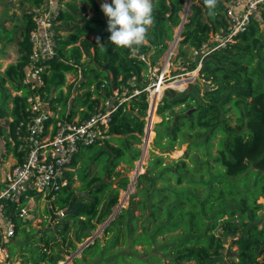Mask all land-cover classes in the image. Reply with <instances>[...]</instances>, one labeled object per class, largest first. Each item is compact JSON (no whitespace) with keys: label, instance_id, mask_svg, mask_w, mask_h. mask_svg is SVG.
<instances>
[{"label":"trees","instance_id":"1","mask_svg":"<svg viewBox=\"0 0 264 264\" xmlns=\"http://www.w3.org/2000/svg\"><path fill=\"white\" fill-rule=\"evenodd\" d=\"M229 1L213 0L210 6L209 0H189L180 45L200 47L225 27ZM41 2L21 0L30 8L19 16L20 25L9 29L3 22L7 40L16 39L17 50L16 60L0 74V118H10L6 144L17 122L29 113L27 96L32 88L24 75L32 50L29 34L35 26L32 8ZM152 4L153 23L147 26L146 43L128 49L108 42L107 17L97 0H64L57 17L56 52L42 62L43 84L35 91L60 116L82 120L114 89L122 95L142 89L148 64L140 55L155 65L174 39L186 8V0H152ZM258 7L259 16L253 14L243 31L203 58L198 76L187 87L162 92L157 106L161 120L153 129V145L161 153L151 151L149 168L138 175L127 207L112 216L120 191L129 183L124 171L141 154L146 91L123 101L112 113L106 136L81 146L74 155L65 173L66 185L47 196L63 194L55 212L67 208L72 196L73 206L78 207L56 222L61 242L56 236L38 240L44 246L19 252L23 264H58L65 260L60 245L76 250L77 243L111 216L104 227L110 234L106 244L100 246L95 238L80 251L91 257L101 253L97 264H264V214L259 213L264 204L258 202L264 197V2ZM0 58H5L3 52ZM194 65L188 60L186 71ZM67 73L77 75L78 89L86 88L83 94L73 95V84L63 90ZM7 85L20 93L11 94ZM183 144L187 145L183 155L164 161L162 153ZM120 164L124 171L117 168ZM75 180L81 185L78 192ZM6 211L15 222L6 245L15 254L17 236L26 245L33 235L24 236L29 221L20 218L13 205H6ZM122 244L128 252L105 254ZM134 245H142V251ZM229 254L230 262L225 259ZM73 260L83 264L84 259L74 256Z\"/></svg>","mask_w":264,"mask_h":264},{"label":"built area","instance_id":"2","mask_svg":"<svg viewBox=\"0 0 264 264\" xmlns=\"http://www.w3.org/2000/svg\"><path fill=\"white\" fill-rule=\"evenodd\" d=\"M63 2L64 0H42L39 6L32 8L35 26L29 34L32 50L24 75V80L32 88L27 96L29 113L17 122L14 136L9 137L10 143L0 148V264H20L12 259L6 245L15 232V222L6 211V205H13L14 212L23 220H27L35 197L48 195L51 190L66 185L65 173L71 169V161L80 147L106 136L112 113L123 101L141 91L149 93L144 126L146 124V128L154 132L153 113L155 114L159 101L158 95L170 87H183L192 82L183 83V77L178 78L179 76H165L164 71H158L157 66L150 65L147 58L140 55L148 64L149 73H153L150 82L142 89L134 90L130 95H122L118 89H114L90 116L82 120H68L60 116L34 88L43 84L42 72L45 65L42 62L53 57L56 52L57 17ZM263 2L264 0H230L226 9L227 25L213 32L200 47H193L191 61L195 65L187 70L184 76L192 74L197 77L203 58L212 49L224 48L232 41L234 35L243 31L251 16L258 10L259 4ZM166 64L169 65L168 59ZM175 81H180L181 84H174ZM141 144L145 145L141 156H145L144 149L149 145L148 140L145 139ZM6 157L10 158V161H5ZM2 164H5L4 168ZM142 169L140 163L130 178L129 190L142 173ZM260 197L264 198L262 195Z\"/></svg>","mask_w":264,"mask_h":264},{"label":"rangeland","instance_id":"3","mask_svg":"<svg viewBox=\"0 0 264 264\" xmlns=\"http://www.w3.org/2000/svg\"><path fill=\"white\" fill-rule=\"evenodd\" d=\"M98 3L101 5V3L105 2V0H97ZM108 2H110V0H108ZM15 3V4H13ZM78 5L81 4V1L77 2ZM187 5V2H186ZM30 6L28 3H21V0H0V52H3V48L4 46H8L7 49L5 50V52H7V54H9L8 57H5L4 59H0V74L2 73V71L4 70V68L6 67V65L14 60L16 58L17 55V50L15 49V40H7L8 39V35L5 34L4 32V28H3V22H10L9 20H12L13 18H19V16L22 14L23 11L29 9ZM87 8L89 9V6L87 5ZM188 13V8L186 7L185 12H182V17L184 15H186ZM89 15H91L92 13L89 11L88 13ZM256 16H259V11L257 10L254 13ZM186 20V19H185ZM184 20V21H185ZM264 26V24H263ZM181 31V27H176L174 29V39L172 41L168 42V48L165 50V52H163V54L159 57V59L157 60V62L155 63V66H157L159 70H162V72H165V76H179L178 78H181L184 76L185 72H186V67H187V62L188 60L191 61V55L193 52V47L189 46L188 44H184V45H180V41H181V37L179 36V33ZM63 34H66V32H63ZM176 37V39H175ZM17 39H19L17 37ZM184 51L185 55L184 56H180L179 52ZM169 60V65L167 66L166 64V60ZM156 72V71H154ZM158 73V72H157ZM153 73H149V71L147 72V77H146V81L147 83L150 82L151 79V75ZM69 84H73V89L71 91V93L74 95H81L83 94V92L86 90V88H81L78 89L79 86V81H78V77L77 75H74L72 73H67L66 75V86L63 87V90L65 92H67L68 88L67 85ZM189 85V84H188ZM188 85H185L183 87H170L172 90L174 91H178L183 89L184 87H187ZM8 86V85H7ZM9 87V91L11 92V94H16V93H20V92H15L10 86ZM74 88H76L74 90ZM59 91H56V94ZM134 92V90L132 91V93ZM147 93V97H148ZM162 93L160 95H158L157 100L160 99ZM158 102L157 101V105H156V111L155 114L153 113L154 117H153V126L152 129H154V125L156 122L161 120V117L157 114V106H158ZM9 107H11V103H8ZM147 117V112L146 115L144 117V120ZM10 119L8 117H4V118H0V148H2L3 146H5L6 144V138L5 135L8 134V130H9V126L7 125L6 121ZM77 119V118H76ZM148 128H146V124L143 127V134L141 135V139L142 142L146 139L148 140L149 145L144 149L145 152V156H141L142 154V148H144L145 145L143 144H139V147L141 148V154L140 156L134 160V165L133 167L128 168V170L124 171L125 165L120 164L117 168L121 169L122 171H124L125 174H127L129 176V183L126 189L121 190L119 193V200L118 203L116 205H114L113 207V212H117L119 211V209L121 207L125 208L128 205V197L129 194L131 192H133L135 190V183L133 185V187L129 190L130 188V178L134 175L137 167L140 165L143 166L142 169V173L147 170L149 168V165L151 163V151L155 152V153H161L158 149H156L153 145V139L155 137V133L152 130H149L150 132L148 133V138L145 137L147 134ZM152 134V135H151ZM186 144H183L182 146H174V148L170 151V153H162L164 156V161L165 162H170L171 158H178L181 155H183L186 152ZM5 161H10V158L8 159L7 157L5 158ZM81 163V162H80ZM91 164V163H90ZM79 166V165H78ZM2 167H5V164H2ZM0 176H1V169H0ZM80 183L75 180L73 183V187L75 189L76 192L79 191L80 188ZM63 196L62 193L57 194L56 196H54L53 198L48 197L47 195H40L39 197H35L33 199V204L31 205V209H30V213H29V217H28V221L29 223L27 225H25V235L27 234H31L33 235V237H29L27 240V244H24V240L23 238H21L20 236H17V238H20L18 240V242H16L13 247L16 248V252L15 254L12 253V259L14 261H19L20 264H23V258L20 256L19 252H21L22 250H25L27 252H32L33 249H35L37 246H44L43 243L39 242L38 240L40 239H45L47 237H52V236H56L57 242H61L62 237L61 235H59L58 233H56V225L59 223H56L57 221H62L63 218L61 217H57L56 219H54L52 222H50L49 220V213H48V209L49 208H53L57 209L58 205H59V200L60 198ZM259 203H263L264 204V198L259 197ZM55 212V211H54ZM59 213V212H57ZM259 213L261 215L264 214V209L260 210ZM107 224V220L103 223H100L97 225V228L93 231H91V235L89 237H87L85 240H83L82 242L77 243V249L72 251L71 249H69L68 245H66V243L60 245V249L65 253V260H61L58 262V264H75L73 257L74 256H78L80 259H84L83 260V264H97L100 259L102 258V254L101 253H96L94 255V257H91L90 254H82L80 253L82 247L84 246V244H86V242L90 239L92 242L95 238H97V240L99 241L100 246H103L106 244V241L110 238V234H106L104 232V227ZM69 236L72 237L73 233L72 231H69ZM89 242V243H90ZM13 245V244H12ZM22 245V246H21ZM21 246V247H20ZM142 245H134V248H136L139 251H142ZM9 249V247H8ZM10 251V249H9ZM40 251V250H39ZM109 251L112 252H119L120 254L124 253V252H128L129 248H127L125 245H120V246H114L112 249L105 251V254L109 253ZM225 259H227L229 262L232 261L233 256L232 254H229L227 257H225ZM115 264H118L116 262H114ZM27 264H32L31 262L27 263Z\"/></svg>","mask_w":264,"mask_h":264},{"label":"clouds","instance_id":"4","mask_svg":"<svg viewBox=\"0 0 264 264\" xmlns=\"http://www.w3.org/2000/svg\"><path fill=\"white\" fill-rule=\"evenodd\" d=\"M100 7L107 17L108 42L128 49L146 43L147 26L153 23L152 0H105Z\"/></svg>","mask_w":264,"mask_h":264},{"label":"water","instance_id":"5","mask_svg":"<svg viewBox=\"0 0 264 264\" xmlns=\"http://www.w3.org/2000/svg\"><path fill=\"white\" fill-rule=\"evenodd\" d=\"M186 2H187L186 7L188 8L189 0H186ZM185 9H186V8H185ZM184 19H185V15L182 17V22H181V24L179 25V27L182 26V24H183V22H184ZM175 39H176V37H175ZM51 58H52V57H51ZM80 83H81V81H80ZM80 83H79V84H80ZM75 89H76V88H74V90H75ZM148 133H149V130L147 131V134H146L145 137L148 136ZM85 193H86V192L83 191V192L78 193V195H79V196H83ZM74 198H75V196H72V197L70 198L67 208L63 209L60 213L54 212L52 208H49V209H48V213H49V220H50V222H52V221H53L54 219H56L57 217H59V216H63V215H65L66 213H68L69 211L76 209V208L78 207V205L73 206ZM115 213H116V211L113 212L112 216H113ZM112 216H111V217H112ZM111 217L107 220V222L111 219ZM91 239H92V238H90V239L86 242V244H84V246H86V245L91 241ZM84 246H83V247H84Z\"/></svg>","mask_w":264,"mask_h":264},{"label":"crops","instance_id":"6","mask_svg":"<svg viewBox=\"0 0 264 264\" xmlns=\"http://www.w3.org/2000/svg\"><path fill=\"white\" fill-rule=\"evenodd\" d=\"M13 4H15V3H13ZM17 20H18V18H17ZM10 22H6V23H4V25L7 27V28H9V29H11V28H13L15 25H20L19 24V22L18 21H16V18H13L12 20H9ZM17 25V26H18ZM93 36L91 35L90 36V38H92ZM16 49V48H15ZM3 54H5V57H8L9 56V54H7V52H5V51H3ZM10 57V56H9ZM16 58H17V55H16ZM16 58L14 59V60H12V61H10V62H14L15 60H16ZM0 59H4V58H0ZM9 62V63H10ZM196 78V75H195V77H194V75H188V76H183V83H185V82H190V81H193L194 79ZM185 79V80H184ZM176 82V81H175ZM178 82H180V81H178ZM178 85V84H177ZM77 118V117H76Z\"/></svg>","mask_w":264,"mask_h":264},{"label":"bare ground","instance_id":"7","mask_svg":"<svg viewBox=\"0 0 264 264\" xmlns=\"http://www.w3.org/2000/svg\"><path fill=\"white\" fill-rule=\"evenodd\" d=\"M186 7V6H185ZM174 84H181V82H175ZM150 132V131H149ZM152 135V134H151ZM149 140V139H148Z\"/></svg>","mask_w":264,"mask_h":264}]
</instances>
